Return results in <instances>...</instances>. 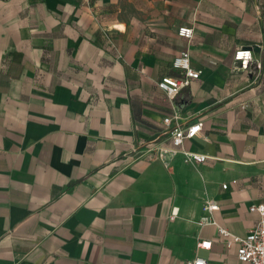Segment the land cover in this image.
<instances>
[{"label":"crops","instance_id":"0c3cea01","mask_svg":"<svg viewBox=\"0 0 264 264\" xmlns=\"http://www.w3.org/2000/svg\"><path fill=\"white\" fill-rule=\"evenodd\" d=\"M187 49L202 74L171 102L157 83ZM175 113L203 121L184 148L204 163L146 154ZM208 198L256 227L264 0H0V264H245L201 223Z\"/></svg>","mask_w":264,"mask_h":264},{"label":"built area","instance_id":"2783aa9c","mask_svg":"<svg viewBox=\"0 0 264 264\" xmlns=\"http://www.w3.org/2000/svg\"><path fill=\"white\" fill-rule=\"evenodd\" d=\"M195 31L192 26H182L179 28V35L192 39ZM254 59L251 48L240 47L236 50L234 60L239 62V68L247 70ZM171 68L178 72L177 75H165L158 83V87L167 98L174 102L183 89L189 87L194 80L201 77L202 70L196 69L191 64V54L189 50H184L171 62ZM164 124L169 128V138L164 142L149 145L146 154L153 159L162 161L169 165L177 157H181L187 163L199 165L208 159V155L192 150H186L184 143L191 140L203 130V121L195 120L183 122L179 114H173L164 118ZM223 189L228 188V184H222ZM220 209V204L215 199L208 198L202 206L203 225H214L217 228V240L224 243L227 247L236 246L238 259L245 264H264V202L255 203L250 206L251 212L258 214V222L254 229L246 235H238L231 232L226 227L220 225L214 217V212ZM177 210H173L171 218H175ZM212 240L199 242L202 248L210 249ZM188 264H208L202 257H195Z\"/></svg>","mask_w":264,"mask_h":264},{"label":"water","instance_id":"95a60500","mask_svg":"<svg viewBox=\"0 0 264 264\" xmlns=\"http://www.w3.org/2000/svg\"><path fill=\"white\" fill-rule=\"evenodd\" d=\"M246 48H251L252 50L254 49V47H253V46H250V47H246Z\"/></svg>","mask_w":264,"mask_h":264}]
</instances>
